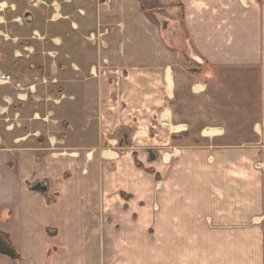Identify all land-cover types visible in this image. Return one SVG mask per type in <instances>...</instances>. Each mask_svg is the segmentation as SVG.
Wrapping results in <instances>:
<instances>
[{
	"label": "crops",
	"instance_id": "0c3cea01",
	"mask_svg": "<svg viewBox=\"0 0 264 264\" xmlns=\"http://www.w3.org/2000/svg\"><path fill=\"white\" fill-rule=\"evenodd\" d=\"M263 143L264 0H0V264H264Z\"/></svg>",
	"mask_w": 264,
	"mask_h": 264
},
{
	"label": "rangeland",
	"instance_id": "374dc122",
	"mask_svg": "<svg viewBox=\"0 0 264 264\" xmlns=\"http://www.w3.org/2000/svg\"><path fill=\"white\" fill-rule=\"evenodd\" d=\"M104 30L105 31H102L103 34L109 33V31L107 29H104ZM102 32H100V33L97 32V33H99V35L101 36V35H103ZM48 81L49 80L44 79V78H42L40 80L41 83H45V84L48 83ZM130 146H133V144L130 141H127V140L117 141V146H116L117 147V154L120 156H124L125 154H127V152L132 153V152H130V151H132V149H131L132 147H130ZM250 150H251V152H258V151L261 152L260 159H256L255 161L251 160V164L253 166L260 167L264 171V143L261 145H258V146L251 145ZM156 151H157L156 149H150L149 150V157L147 159H139L136 152L130 154V156L134 157V160L132 161L133 165H135V167L137 169H140L142 171H146V172H150V173H154V174L157 173V171H158L157 167L158 166L155 163L158 162L160 164L163 162V159H161V155L159 153H157ZM152 162H154V165H152ZM156 178H157L158 182H160V174L157 173Z\"/></svg>",
	"mask_w": 264,
	"mask_h": 264
},
{
	"label": "water",
	"instance_id": "95a60500",
	"mask_svg": "<svg viewBox=\"0 0 264 264\" xmlns=\"http://www.w3.org/2000/svg\"><path fill=\"white\" fill-rule=\"evenodd\" d=\"M35 188L43 192L46 191V189H41L40 183H38ZM0 251L10 256L14 254L13 249L2 238H0Z\"/></svg>",
	"mask_w": 264,
	"mask_h": 264
},
{
	"label": "flooded vegetation",
	"instance_id": "af4514ba",
	"mask_svg": "<svg viewBox=\"0 0 264 264\" xmlns=\"http://www.w3.org/2000/svg\"><path fill=\"white\" fill-rule=\"evenodd\" d=\"M29 81H30L29 77L24 79V83H29ZM39 183H40L41 189H46L47 190V184L45 182H39Z\"/></svg>",
	"mask_w": 264,
	"mask_h": 264
},
{
	"label": "built area",
	"instance_id": "2783aa9c",
	"mask_svg": "<svg viewBox=\"0 0 264 264\" xmlns=\"http://www.w3.org/2000/svg\"><path fill=\"white\" fill-rule=\"evenodd\" d=\"M3 77L5 78L6 81H11L12 79L11 75L8 74L3 75Z\"/></svg>",
	"mask_w": 264,
	"mask_h": 264
},
{
	"label": "trees",
	"instance_id": "16d2710c",
	"mask_svg": "<svg viewBox=\"0 0 264 264\" xmlns=\"http://www.w3.org/2000/svg\"><path fill=\"white\" fill-rule=\"evenodd\" d=\"M6 241L9 242V239L7 237H5ZM17 257V255H15V258Z\"/></svg>",
	"mask_w": 264,
	"mask_h": 264
}]
</instances>
